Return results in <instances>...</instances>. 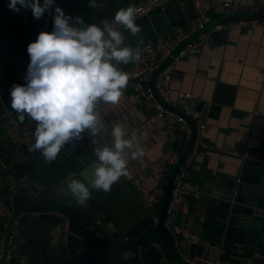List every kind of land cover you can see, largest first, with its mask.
Wrapping results in <instances>:
<instances>
[{
	"label": "crops",
	"instance_id": "1",
	"mask_svg": "<svg viewBox=\"0 0 264 264\" xmlns=\"http://www.w3.org/2000/svg\"><path fill=\"white\" fill-rule=\"evenodd\" d=\"M140 1L143 0H97L103 7L93 8L90 0H54L51 12L46 11L36 19L30 8L21 7L15 11L8 7L10 0H0V38L26 32L25 18L33 34L30 41L34 42L41 31L53 30L52 13L56 6L63 8L66 15L83 17L88 25L102 18H113L119 9L134 7ZM211 1H228L238 8L236 12L213 18L221 17L217 22L224 21L222 16L252 17L245 14L248 12L264 14V0H201L203 3ZM135 23L141 27L135 36L123 27L119 30L125 36V46L140 49L139 60L119 65L127 75L143 64L144 43L166 45L178 33L188 32L189 38L172 49L173 56L199 34L191 31L195 23L191 0H168L136 18ZM202 50V55L189 54L176 61L170 80L171 88L193 95L192 102L181 105L204 118L203 139L210 146L200 149L194 157L185 180L186 191L175 205L169 225H164L180 253L172 256L159 237L153 236L144 245L126 253L107 259L104 256L100 264H186L185 256L210 258L222 264H264L263 217L244 222L229 217L223 219L209 211L213 197L219 194L227 179L243 173L252 174L249 169L254 167L257 170L253 174L258 175L259 166L263 165L255 158L259 148H264V25L258 23L251 28L230 25L221 38L205 39ZM170 59L168 56L160 67ZM132 81L128 79L116 105H102L105 128L98 140L103 146L111 145L112 127L117 123L125 129L126 137L136 130L137 142L144 148L145 155L142 160H133L129 152L128 168L138 176L141 189L121 177L108 193L92 190L91 199L86 206H81L68 192V177L75 174L74 178L88 183L96 160L95 147L84 139L76 142L75 148L66 145L51 164L40 151H30L35 142V122L27 117L19 121L11 107L12 85H26L27 81L14 82L0 71V227L5 217L11 218L2 205L5 191L11 187L10 177L27 184L28 187H21L33 190L38 196L57 197L76 205L85 220L102 224L110 235L122 233L140 220L155 219L157 222L162 200L156 205L150 202L149 196L155 193L162 180L167 182L171 170L166 172L165 164L173 151L174 140L162 122L147 121L149 108L138 100ZM199 103L202 105L197 107ZM173 105L176 106L174 102L170 106L173 108ZM10 116L16 117L21 128L29 134L15 139ZM62 226L34 220L31 227H18L13 264H40L43 247L51 251L61 241ZM152 227L149 225L146 230ZM101 233L102 237L111 239L104 231ZM149 240L154 241L152 245L146 244ZM191 246L194 252L200 249L201 255H191Z\"/></svg>",
	"mask_w": 264,
	"mask_h": 264
},
{
	"label": "clouds",
	"instance_id": "2",
	"mask_svg": "<svg viewBox=\"0 0 264 264\" xmlns=\"http://www.w3.org/2000/svg\"><path fill=\"white\" fill-rule=\"evenodd\" d=\"M53 4L54 0H10L8 7L15 11L30 8L34 18L40 19L51 12ZM90 6L103 7L97 0H90ZM52 14L53 30L41 31L28 45L26 85L11 87V107L19 121L27 117L35 122L30 151H40L49 164L66 145L77 147L85 134L97 144L105 128L102 105H116L128 83V75L119 65L140 59V49L125 46V36L117 26L133 36L141 31L131 6L119 9L111 21L104 19L99 25H85L83 17L66 15L60 6ZM111 136V145L94 148L96 160L87 184L74 178L75 174L68 177V192L81 206L91 199L92 190L108 193L121 177L131 178L129 152L133 160L145 155L136 130L126 137L117 123Z\"/></svg>",
	"mask_w": 264,
	"mask_h": 264
},
{
	"label": "water",
	"instance_id": "3",
	"mask_svg": "<svg viewBox=\"0 0 264 264\" xmlns=\"http://www.w3.org/2000/svg\"><path fill=\"white\" fill-rule=\"evenodd\" d=\"M245 14L264 20V14L260 12H248ZM228 16H222V18H227ZM220 19L221 17L211 20L202 31L207 30L213 22L220 21ZM224 31L225 29L212 31L208 34L206 40H215L218 36L221 38L224 36ZM30 43L31 41L27 40L26 32L12 37L0 38V71L8 79H12L13 74L30 63V56L27 51ZM162 67L152 73L151 85L154 84L155 77ZM163 105L173 109L166 103H163ZM201 105L199 103L197 107ZM189 122L192 128V135L183 148L178 161L167 176L161 202V214L157 222L155 220H140L126 231L110 235L105 226L100 223L91 224L83 218L76 205L64 199L38 196L33 190H25L21 186H15L5 191L2 205L10 213L11 219L17 221L18 227H31L34 220L41 223L50 222L54 226L67 224L68 233L66 239H61L60 242L52 247L51 251L43 247L40 264H100L104 260V256H118L126 253L144 245L146 240L153 236L159 237L172 256H178L180 252L177 250V246L174 245L169 230L164 226V220L175 176L186 159L196 136V124L190 118ZM262 145L264 147V143ZM255 159L257 162L263 163V165L259 166V174H253L257 170L254 167L249 169L252 174L243 173L236 178L227 179L219 194L213 197V202L209 207L210 212L217 214L223 219L229 217L244 222H250L252 218L256 217L264 218V148H259ZM239 184L241 186L237 189ZM149 225L153 227L150 230H146ZM103 231L105 234L110 235L111 239L107 236L102 237L101 232ZM153 242V240H149L146 244L152 245ZM193 248L194 246L190 247V254L194 255L196 253V256H200V249L194 252Z\"/></svg>",
	"mask_w": 264,
	"mask_h": 264
},
{
	"label": "built area",
	"instance_id": "4",
	"mask_svg": "<svg viewBox=\"0 0 264 264\" xmlns=\"http://www.w3.org/2000/svg\"><path fill=\"white\" fill-rule=\"evenodd\" d=\"M167 1L168 0H143L138 2L133 7L135 10L136 18L146 14L154 7L161 6ZM191 2L195 13V23L191 31L199 32L196 38H193L189 42H187L173 56L171 55L172 49L182 41L189 38L188 32L178 33L173 37L172 41L168 42L166 45L156 46L151 42L144 43L142 49L145 60L143 64L135 68L131 75H128V79L133 80L132 82L134 84L138 100L143 105L149 108L150 112L147 121L162 122L173 135L174 148L165 164L166 172L172 170L173 166L178 161L183 148L191 138L192 128L189 122V118L196 124V136L194 139V143L174 179L166 212V219L164 221V225L166 227L169 225V217L172 215L175 205L180 202L181 195L186 191L185 180L194 157L200 149L210 147L203 139L204 131L206 128L204 118L201 117L198 113L194 112L191 108L181 105V103L187 104L188 102H192L193 95L189 92H183L170 87V80L174 71L175 62L189 54L202 55V44L207 38L208 34L212 31H219L233 24H238L243 28H251L258 23L264 25L263 19L255 17H238L234 19L224 20L222 22H217L211 25L207 30L202 31L213 18L221 16L223 14H228L230 12H236L238 8L228 1H211L209 3H203L201 2V0H191ZM240 10L242 9L240 8ZM113 18H110L109 20L111 21ZM104 19L105 18L98 20L95 24L99 25ZM23 24L26 28L27 40L30 41L33 39V34L30 32L27 19H23ZM117 27L118 30L122 28V26ZM168 56H171V59L165 65H163V67L155 77L154 84L151 85L149 79L151 74L160 67L162 61H165ZM27 69L28 66L13 74L11 80L14 82L26 81L25 76L27 73ZM162 102L168 104L169 106L172 102H174L176 106L173 105V109H171L165 107ZM10 118L15 139L29 134L27 130L21 128L16 117L10 116ZM84 140L94 147H96L97 144L99 146H103L99 142L98 138L97 144H93L92 138L87 134H85ZM244 157L248 158V155L244 154ZM129 171L131 173V178H124L132 182L138 189H141L140 184L138 183V176L135 175V173L130 169ZM9 183L11 186L10 188H14L15 186L19 185L23 186L24 188L28 187L27 184H20L13 180L11 177L9 178ZM165 184L166 180H162L155 193L149 196L150 202L156 205L161 202L164 194ZM17 229V221L12 220L10 217H5L0 227V264H13L15 258L14 240ZM67 233V225H63L62 239H66ZM183 258L185 259L187 264H222L220 261L210 258L189 259L187 256ZM241 264L249 263L243 262Z\"/></svg>",
	"mask_w": 264,
	"mask_h": 264
},
{
	"label": "trees",
	"instance_id": "5",
	"mask_svg": "<svg viewBox=\"0 0 264 264\" xmlns=\"http://www.w3.org/2000/svg\"><path fill=\"white\" fill-rule=\"evenodd\" d=\"M238 16H234V15H231V16H228L227 18H225L224 20H228V19H234V18H237ZM110 257L109 255H107L106 259Z\"/></svg>",
	"mask_w": 264,
	"mask_h": 264
}]
</instances>
